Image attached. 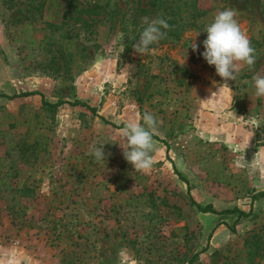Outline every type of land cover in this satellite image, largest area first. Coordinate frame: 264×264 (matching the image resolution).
<instances>
[{"label":"rangeland","instance_id":"374dc122","mask_svg":"<svg viewBox=\"0 0 264 264\" xmlns=\"http://www.w3.org/2000/svg\"><path fill=\"white\" fill-rule=\"evenodd\" d=\"M44 1L0 0V95L37 93L0 97V264H264V0ZM227 9L256 49L229 88L201 56ZM158 16L167 38L141 56ZM145 112L148 173L117 128Z\"/></svg>","mask_w":264,"mask_h":264},{"label":"clouds","instance_id":"9594fccd","mask_svg":"<svg viewBox=\"0 0 264 264\" xmlns=\"http://www.w3.org/2000/svg\"><path fill=\"white\" fill-rule=\"evenodd\" d=\"M237 12L227 9L217 13L213 21L205 28L207 38L203 41L204 51L201 56L209 66H215L216 74L224 81V87L229 88L228 82L235 81L242 67L249 70L256 64V49L252 46L245 31L242 30L237 20ZM145 27L139 39L132 45L134 51L141 56L149 55L155 51L153 45L159 44L167 38L170 26L166 18L158 16L152 20H145ZM193 52L198 50V45L192 43ZM184 63V61H183ZM182 63V64H183ZM132 65H125V69ZM256 97H264V76H253ZM142 123L129 122L121 129L124 159L132 165L135 172H150L155 165L156 140L154 136L158 131L159 121L150 113L142 115ZM88 155L96 161L104 163L105 155L103 146L95 144L89 146Z\"/></svg>","mask_w":264,"mask_h":264},{"label":"trees","instance_id":"16d2710c","mask_svg":"<svg viewBox=\"0 0 264 264\" xmlns=\"http://www.w3.org/2000/svg\"><path fill=\"white\" fill-rule=\"evenodd\" d=\"M56 1H65V0H45L42 4H44V3H46V5L48 6L50 3H54V2H56ZM152 1L153 0H149V3H152ZM83 2V0H81L80 2H78V3H75V7L76 6H80V4ZM98 2H100V0H94L92 3H91V7H90V10H94V9H99V8H101V7H103V6H101V4H98ZM103 5L105 4V3H102ZM86 6H88V5H86ZM85 7V6H84ZM80 10H82V9H80ZM86 10H89V9H86ZM81 23H83V24H86V22L85 21H82V20H79ZM33 95H37V93H35V92H23V93H19V94H16V95H12V96H4V95H0V97H5L6 99H13V98H21V97H27V96H33ZM62 103H64V102H55V103H53V104H48V106H51V107H55V106H59V105H61ZM68 105H70V106H83V107H86V105H84L83 103H81V102H79V101H73V102H71V103H68ZM93 115H95V110L93 109V108H90V107H86ZM100 118V117H99ZM102 121H103V119L102 118H100ZM124 127V125H120V126H118L117 128H119V129H122ZM259 196H264V192H261V193H259ZM197 206V205H196ZM197 208H198V210L200 211V212H202V213H207V212H209V213H213V211H212V209H211V207L209 206V205H206L205 207H203V208H199L198 206H197ZM227 213H233V212H237L238 213V215H241V216H245V215H247L246 213H243V212H241V211H237V210H235V209H232L231 211H226ZM191 263V259L189 260V262H188V264H190Z\"/></svg>","mask_w":264,"mask_h":264}]
</instances>
